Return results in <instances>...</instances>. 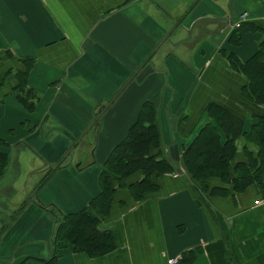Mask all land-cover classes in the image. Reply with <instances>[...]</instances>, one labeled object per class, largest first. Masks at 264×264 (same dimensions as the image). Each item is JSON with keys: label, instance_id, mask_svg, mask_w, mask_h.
<instances>
[{"label": "crops", "instance_id": "obj_1", "mask_svg": "<svg viewBox=\"0 0 264 264\" xmlns=\"http://www.w3.org/2000/svg\"><path fill=\"white\" fill-rule=\"evenodd\" d=\"M263 44L264 0H0V264H264V87L245 70ZM223 110L245 133L222 165L187 167ZM137 123L156 135L146 158L169 164L139 184L140 161L101 211L107 160ZM82 210L114 248L56 249Z\"/></svg>", "mask_w": 264, "mask_h": 264}, {"label": "trees", "instance_id": "obj_2", "mask_svg": "<svg viewBox=\"0 0 264 264\" xmlns=\"http://www.w3.org/2000/svg\"><path fill=\"white\" fill-rule=\"evenodd\" d=\"M255 58H257V61H255L256 65L254 70L250 65L252 62L245 64V70L251 78V85L256 86L258 83L259 87H264V44ZM258 79L259 81H262V84H260ZM259 93L264 99V90H259ZM255 95L258 96L257 90ZM25 100L23 99V101L27 104L26 107L30 108L27 97ZM215 120L216 123H210L206 127L202 128L195 141L185 148L184 154L187 167L189 164H195L199 170L204 171L210 165H222V162L225 163V160L222 159H225L226 156L225 152H223L225 150L224 146L226 148L229 145L233 146L234 140L245 133L244 124L228 111L223 110L219 116H216ZM220 129H223L226 135V143H221L220 141ZM257 129L258 138L261 139V141L264 140V120L261 121V124ZM128 137L129 139L127 141L120 143L113 150L105 165L108 170L104 171L102 175L103 191L97 198L100 210L102 206L106 205L109 198L108 195L111 194L109 184L115 185L119 183L121 178L128 176L140 168V166H138L140 161L144 162L141 165L147 173L139 184H151L152 182L149 181V178L152 174L158 173L156 167L160 165L163 166L162 162L169 164L167 160L162 161L163 159L160 160L157 157L148 156V158H146L149 147L156 138L155 134H149L147 129L141 131L140 126L137 123L131 128ZM211 142L212 148L208 145ZM205 144V148H202L200 153L195 154L192 152L197 146L202 147ZM8 162L9 159L6 157H0V179L3 176L1 173L8 165ZM95 206V204H92V207L96 209L97 207ZM102 213L104 214V212ZM99 218L102 219L100 214L92 215L87 210H82L79 213H73L65 216L62 221L60 220L61 223L55 230L54 245L56 249L66 247L68 243H72L77 248H83L84 245L89 250H95L96 253H104L114 248V243L108 236V233L97 228ZM56 257L57 255L55 254L50 261L55 260Z\"/></svg>", "mask_w": 264, "mask_h": 264}, {"label": "built area", "instance_id": "obj_3", "mask_svg": "<svg viewBox=\"0 0 264 264\" xmlns=\"http://www.w3.org/2000/svg\"><path fill=\"white\" fill-rule=\"evenodd\" d=\"M249 16L248 13H243L240 16L237 17L235 22V27L239 28L244 20ZM257 204H259V201H257ZM169 264H179V258H171L169 259Z\"/></svg>", "mask_w": 264, "mask_h": 264}, {"label": "rangeland", "instance_id": "obj_4", "mask_svg": "<svg viewBox=\"0 0 264 264\" xmlns=\"http://www.w3.org/2000/svg\"><path fill=\"white\" fill-rule=\"evenodd\" d=\"M177 174V173H176ZM176 174H174V175H176Z\"/></svg>", "mask_w": 264, "mask_h": 264}]
</instances>
